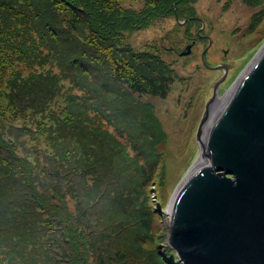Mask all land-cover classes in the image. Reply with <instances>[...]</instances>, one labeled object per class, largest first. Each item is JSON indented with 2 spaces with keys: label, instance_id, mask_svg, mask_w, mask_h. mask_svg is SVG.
Listing matches in <instances>:
<instances>
[{
  "label": "trees",
  "instance_id": "trees-1",
  "mask_svg": "<svg viewBox=\"0 0 264 264\" xmlns=\"http://www.w3.org/2000/svg\"><path fill=\"white\" fill-rule=\"evenodd\" d=\"M195 1L0 0V264H170L146 246L165 131L143 95L180 79L169 59L191 53L194 38L178 51ZM244 1L253 29L264 0ZM169 17L162 36L127 41Z\"/></svg>",
  "mask_w": 264,
  "mask_h": 264
},
{
  "label": "water",
  "instance_id": "water-1",
  "mask_svg": "<svg viewBox=\"0 0 264 264\" xmlns=\"http://www.w3.org/2000/svg\"><path fill=\"white\" fill-rule=\"evenodd\" d=\"M190 49L188 43L180 54ZM219 67L224 72L196 131L204 162L172 194L167 241L180 264H264V48L217 110L202 143V120L227 65Z\"/></svg>",
  "mask_w": 264,
  "mask_h": 264
},
{
  "label": "rangeland",
  "instance_id": "rangeland-1",
  "mask_svg": "<svg viewBox=\"0 0 264 264\" xmlns=\"http://www.w3.org/2000/svg\"><path fill=\"white\" fill-rule=\"evenodd\" d=\"M223 2L224 0L195 1L197 20L191 24L187 37L179 42L178 51L180 54L186 44L194 41L191 53L185 54L187 56L174 53L169 59L180 79L171 84L165 99L143 95L157 103L159 109L156 112L161 117L165 131V140L158 148L161 149L160 162L155 165L148 184L152 208L155 211L152 231L156 236L155 242H149L146 246L155 247L159 253H164L170 264L180 262L175 251L168 245L165 211L172 193L200 152L196 131L205 103L212 94L214 82L224 72L219 66L226 64L228 69L218 85L217 92L222 93L224 87L235 79L232 77L233 73L238 72L240 66L253 56L251 53L254 49L264 42V17L253 29L249 25L252 14L259 7L249 6L244 0H232L225 10ZM173 22V17L158 18L148 28L133 30L128 34L127 41L133 46L151 41L159 35L162 36ZM208 39L211 45L209 49L206 48L208 51H204L203 63L201 52L207 46ZM141 259L134 260L135 264Z\"/></svg>",
  "mask_w": 264,
  "mask_h": 264
},
{
  "label": "bare ground",
  "instance_id": "bare-ground-1",
  "mask_svg": "<svg viewBox=\"0 0 264 264\" xmlns=\"http://www.w3.org/2000/svg\"><path fill=\"white\" fill-rule=\"evenodd\" d=\"M264 48V42L262 44H259L254 51L251 53L253 54V56L249 59H247L241 66L240 69L238 70V72L233 73V76L235 79L233 80V82L229 85H227L226 87H224L223 92L222 93H218L216 92V96L210 101L209 104V108L206 112V118L204 120H202L203 125H202V129H201V133H200V141L202 143L205 142V136H206V132L209 129L210 125L213 122V119L215 117V114L217 112V110L220 108V106L223 104V102L225 100H227L230 95L232 94L233 90L235 89V87L237 86V83L239 82V80L241 79L243 73H245V71L251 66V64L256 60V58L258 57V55L260 54V52L262 51V49ZM239 73V74H238ZM205 117V116H204ZM201 122V124H202ZM204 162V154L203 151L200 150V152L197 155L196 160L193 162V164L189 167L187 173L185 174L184 178L182 179L181 183L184 181V179L187 177V175L195 169V167L199 166L200 164H202ZM180 187V186H179ZM178 187V188H179ZM173 194V193H172ZM172 197V195H171ZM171 199V198H170ZM170 203V201H169ZM170 205H167L166 211H165V218L168 221L169 219V213H170Z\"/></svg>",
  "mask_w": 264,
  "mask_h": 264
},
{
  "label": "flooded vegetation",
  "instance_id": "flooded-vegetation-1",
  "mask_svg": "<svg viewBox=\"0 0 264 264\" xmlns=\"http://www.w3.org/2000/svg\"><path fill=\"white\" fill-rule=\"evenodd\" d=\"M227 70H228V69H226V71H225V73H224V76L226 75V73H227Z\"/></svg>",
  "mask_w": 264,
  "mask_h": 264
}]
</instances>
